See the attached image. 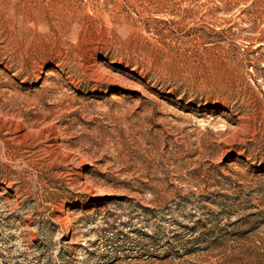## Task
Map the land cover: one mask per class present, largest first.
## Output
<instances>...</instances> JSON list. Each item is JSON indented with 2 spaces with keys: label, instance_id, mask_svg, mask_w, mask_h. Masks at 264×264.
<instances>
[{
  "label": "rangeland",
  "instance_id": "374dc122",
  "mask_svg": "<svg viewBox=\"0 0 264 264\" xmlns=\"http://www.w3.org/2000/svg\"><path fill=\"white\" fill-rule=\"evenodd\" d=\"M0 264H264V0H0Z\"/></svg>",
  "mask_w": 264,
  "mask_h": 264
}]
</instances>
